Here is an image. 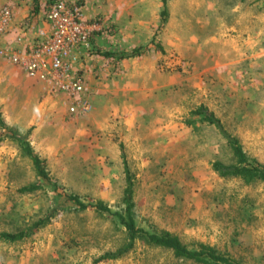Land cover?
Segmentation results:
<instances>
[{"label": "rangeland", "instance_id": "rangeland-1", "mask_svg": "<svg viewBox=\"0 0 264 264\" xmlns=\"http://www.w3.org/2000/svg\"><path fill=\"white\" fill-rule=\"evenodd\" d=\"M56 1L94 28L65 70L28 76L9 53L36 49ZM200 105L264 170V0H0L1 117L50 179L36 177L16 142L0 141V232L62 209L23 240L0 239V264H204L141 240L93 262L126 241L115 216L91 207L122 212L121 153L138 228L264 264V182L212 170L234 159L217 128L192 113ZM29 184L39 187L19 192ZM69 195L89 207L79 211Z\"/></svg>", "mask_w": 264, "mask_h": 264}, {"label": "trees", "instance_id": "trees-1", "mask_svg": "<svg viewBox=\"0 0 264 264\" xmlns=\"http://www.w3.org/2000/svg\"><path fill=\"white\" fill-rule=\"evenodd\" d=\"M192 113L201 116L203 121L217 128L232 154L234 159L232 164L225 165L220 161L212 162L211 168L218 176L223 178H241L246 182L255 180L264 182V170L256 166L248 165L245 153L243 152L238 140L223 130L219 119L216 118L213 113L208 112L207 109L202 105L198 106ZM3 139H10L17 143L22 153L30 160L34 173L39 180L46 182L50 181L44 166L43 159L34 153L28 141L26 140V137L18 135L15 130L6 126L0 112V141ZM121 158L125 174V188L122 197V212L112 213L110 209L102 203L94 204L91 207L100 214L106 213L108 215L115 216L117 223L120 224L124 230L126 241L123 245L113 251L103 252L93 260L94 263L118 259L131 250L136 240H141L146 244L170 250L173 256L176 258L192 260L204 264H238L235 259L227 255L219 254L208 246L202 245L199 249L190 250L184 244H182L176 236L170 235L168 233H149L141 228H138L135 225L132 214V183L130 181L129 172L126 167L123 153H121ZM38 187L39 185L29 184L19 188V192L30 193L35 191ZM67 201L72 203V205L75 206L79 211L86 210L89 207L88 205L79 201L77 197L72 195L67 197ZM59 210L62 209H53V211L43 219H38L25 229L19 230L17 232H0V239L8 243L23 240L24 238L34 234L39 228L47 225L49 220Z\"/></svg>", "mask_w": 264, "mask_h": 264}, {"label": "built area", "instance_id": "built-area-1", "mask_svg": "<svg viewBox=\"0 0 264 264\" xmlns=\"http://www.w3.org/2000/svg\"><path fill=\"white\" fill-rule=\"evenodd\" d=\"M4 22L8 19L9 12H2ZM43 18L48 26V34L29 52H10L9 59L16 64L25 74L31 77L39 73H56L65 70L64 57L77 49H82L88 44L93 25L81 21V14L77 7L68 6L62 1L53 2L45 9ZM71 89H81L78 82H74Z\"/></svg>", "mask_w": 264, "mask_h": 264}]
</instances>
